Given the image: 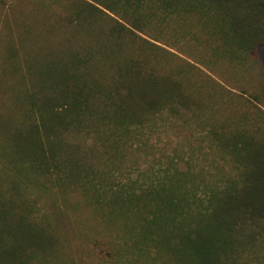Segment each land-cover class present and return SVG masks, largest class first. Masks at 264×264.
<instances>
[{
    "label": "rangeland",
    "instance_id": "obj_1",
    "mask_svg": "<svg viewBox=\"0 0 264 264\" xmlns=\"http://www.w3.org/2000/svg\"><path fill=\"white\" fill-rule=\"evenodd\" d=\"M144 1L138 12L149 16ZM82 2L0 0V264H14V252L24 264H180L167 249L178 241L177 224L169 214L183 211L189 222L197 218L205 196L196 191L201 201L190 206L168 203L186 197L187 184L204 181L214 187L218 177L241 171L209 144L208 130L225 137L264 135V43L245 52L227 47L194 16L166 25L148 21L141 32L126 24L133 35L125 31L121 40H106L113 22L92 17ZM126 8L119 13H137ZM77 9L86 16L80 23L69 20ZM158 31L162 38L154 37ZM87 51L93 60L84 71L97 79L101 74L102 82H112L108 67L113 56L140 55L145 68L178 78L196 106L181 112L176 124H155L156 133L138 135L137 140H123L115 135L118 130L94 119L89 124L94 133L60 134L64 154L83 171L103 178L102 187L83 190L80 180L36 170L22 152H12L10 143L17 134L22 149L29 139L30 118L18 94L52 84L38 69L71 63L76 52ZM130 131L126 135L134 133ZM157 170L166 176L161 202L133 206L118 200L120 211L95 203L130 181L138 180L142 187L156 181ZM224 237V260L235 256L237 264H248L246 254L257 251L248 238ZM259 249L264 254V246Z\"/></svg>",
    "mask_w": 264,
    "mask_h": 264
},
{
    "label": "trees",
    "instance_id": "obj_2",
    "mask_svg": "<svg viewBox=\"0 0 264 264\" xmlns=\"http://www.w3.org/2000/svg\"><path fill=\"white\" fill-rule=\"evenodd\" d=\"M82 1L92 17L102 16L113 22L106 32V40H121L125 31L133 35L126 24L141 32L148 21L149 24L166 25L176 18L194 16L197 24L206 26L227 47L234 46L245 52L264 43V0ZM143 1L149 5V16H141L138 12ZM126 7L137 11L135 16L127 14L126 10L119 13ZM84 17L77 9L69 20L80 23ZM204 17L210 18L205 20ZM154 37L162 38L163 34L158 31ZM148 43L156 46L150 41ZM117 52L116 49L111 51L112 55ZM120 54L111 59L108 68L112 82L109 83L101 81V74L97 79L95 74L84 71L93 60L91 51L76 52L71 63H62L56 68L40 67L39 73L45 74L46 81L52 84L47 89L43 84L33 86L32 90L18 94V99L26 103L30 130L28 142L22 149L19 140H15L17 134H13L12 152H22L25 162L40 172L54 170L76 180L75 183L80 180L78 184L83 190L90 186L98 188L103 185L102 176L93 170L83 171L82 165L72 162L62 151L64 146L59 141L60 134L70 131L86 135L94 133L89 125L94 119L118 130L115 135L123 140H137L138 135L156 133L155 124H176L181 112L196 106L174 75L163 76L145 68V60L140 55L123 54L120 57ZM14 56L13 53L11 58ZM129 131L134 133L126 135ZM208 131L209 144L221 151L225 160L230 157L241 171L236 176L218 177L214 187L204 181L187 184L186 197L170 199L169 206H178L181 202L190 206L201 201L197 200L196 191H202L205 196L197 218L188 222L183 211L176 216L169 214L177 224L178 241L174 245L169 244L167 249L180 264H237L235 256L231 261L221 256L224 236L236 234L248 238L250 247L257 250L246 254L248 264H264V254L259 249V246H264V135L243 132L225 137L216 130ZM154 175L156 181L152 179L144 187L136 184L138 180H133L119 187L115 193L104 195L105 199L96 198L95 203L103 204L110 211H120L118 200L133 206L161 202L166 176L159 170L153 172ZM25 231L31 233L28 229ZM12 255L16 258L14 264H24L22 260L17 261L16 252Z\"/></svg>",
    "mask_w": 264,
    "mask_h": 264
}]
</instances>
